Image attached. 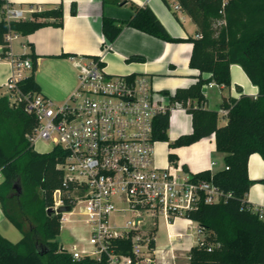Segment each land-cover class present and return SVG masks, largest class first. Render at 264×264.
<instances>
[{
    "label": "trees",
    "instance_id": "1",
    "mask_svg": "<svg viewBox=\"0 0 264 264\" xmlns=\"http://www.w3.org/2000/svg\"><path fill=\"white\" fill-rule=\"evenodd\" d=\"M162 1L168 6L166 0ZM175 1L196 26L197 38H171L148 7L134 4L129 5L132 14L126 21L103 17L101 33L110 44L123 27L165 42H189L192 44L190 68L200 74L208 73L209 80L228 88L229 66L236 64L257 87L255 98L241 96L237 101H222L221 109L227 117L223 127L217 125V112L200 108L205 103L202 87L209 80L199 77L189 88L176 90L171 102L180 103L191 115L193 130L190 135L169 143V148L188 146L214 135L216 151L224 155L228 168L193 176L194 180L210 181L223 195L230 196L216 204L200 203L186 215L205 232L204 245L189 250V264H264V220L244 202L252 184L247 173L248 157L258 154L264 161V0H229L223 8L219 0ZM4 4L6 0H0V10ZM70 15H76L74 3ZM62 24L61 5L33 12L29 20L1 19L0 44L7 45L4 36L9 33L25 36L42 27L59 28ZM0 57L7 54L4 52ZM31 60L34 67L30 75L17 83L22 93H40L34 79L35 56ZM141 60L138 56L128 58V61ZM168 120L169 112L154 120L155 141L168 142ZM34 125L33 116L26 114L21 106L12 107L5 97L0 98V207L4 217L21 234L17 243L0 235V264H105V260L99 263L88 258L73 260L56 242L60 215L47 210L53 206L54 191L63 189L62 175L56 165L65 154L59 148L46 154L33 151L26 136ZM169 160H173L171 155ZM183 169L186 171L184 166ZM260 183L264 186V179ZM114 245L117 253L130 255L129 241H116ZM154 245L150 240V247Z\"/></svg>",
    "mask_w": 264,
    "mask_h": 264
},
{
    "label": "built area",
    "instance_id": "2",
    "mask_svg": "<svg viewBox=\"0 0 264 264\" xmlns=\"http://www.w3.org/2000/svg\"><path fill=\"white\" fill-rule=\"evenodd\" d=\"M219 1L223 8L229 0ZM172 9L180 11L177 3ZM0 12L9 22L23 20L25 11L4 4ZM13 36H4L7 45L3 47H8ZM69 60L77 71V82L59 104L41 93L18 89L24 73L33 70L30 59H12L7 91H0V98L5 97L10 106H21L35 119L26 136L32 149L41 142L52 146L49 152L59 148L65 154L56 165L63 189L54 191L51 208L55 212L70 207V212L60 214V229L65 216L78 208L84 233L73 236L76 242L64 250L73 260L155 264V245L150 247L155 236L148 233L157 229L159 219L166 226L177 219L191 225L194 222L186 215L200 203L216 204L230 194L223 195L210 181L194 180L179 165H154L153 123L181 106L171 102L173 94L154 90L147 74H108L99 57L72 56ZM254 212L264 220V209ZM117 214L127 218L116 222ZM147 225L153 227L142 232ZM195 232L203 233L197 223ZM126 240L130 255L117 253L114 242ZM196 245H204V237Z\"/></svg>",
    "mask_w": 264,
    "mask_h": 264
},
{
    "label": "crops",
    "instance_id": "3",
    "mask_svg": "<svg viewBox=\"0 0 264 264\" xmlns=\"http://www.w3.org/2000/svg\"><path fill=\"white\" fill-rule=\"evenodd\" d=\"M166 1L168 6L162 0H120L118 3L114 0H6L9 6L25 11L23 20L31 19L33 12L61 5L63 24L59 28L42 27L25 36L14 35L8 47L0 44V56L4 52L7 54L5 58L0 57V91H7L12 59L25 57L31 60V56H35L34 79L40 93L52 100H63L76 86V69L69 60L72 56L99 57L108 74H147L158 92L174 94L176 90L195 84L199 77L209 80L208 73L200 74L189 67L192 52L189 42H165L130 27H123L111 44L104 39L101 33L102 18L126 21L132 14L130 4L148 7L171 38H197L199 33L190 18L182 11H173L172 6L176 1ZM73 3L76 5L75 16L70 15ZM1 19L3 15L0 12ZM132 56L141 57L142 60L128 61ZM30 73L25 72L24 77ZM229 74L228 88L218 86L212 80L202 87L205 103L200 108L217 112L218 127L227 124L226 111L221 109L223 100L232 102L241 96L255 98L258 94L257 87L251 84L239 65L231 64ZM192 130L191 115L186 109L182 106L172 109L166 132L168 142L155 141L153 146L154 165L160 168L179 165L182 169L184 166L186 171L183 170L191 175L225 169L224 155L216 151L214 135L188 146L169 148V143L190 135ZM169 155L173 157L172 161ZM247 173L252 184L244 196V202L253 211L264 209V186L260 183L264 179V161L258 154L248 157ZM194 223L189 225L185 220L177 219L168 226L164 225L165 246L157 247V237L154 238L155 264H189V250L205 236V232L196 234ZM12 228L0 207V235L8 241L18 242L21 237L18 239Z\"/></svg>",
    "mask_w": 264,
    "mask_h": 264
},
{
    "label": "rangeland",
    "instance_id": "4",
    "mask_svg": "<svg viewBox=\"0 0 264 264\" xmlns=\"http://www.w3.org/2000/svg\"><path fill=\"white\" fill-rule=\"evenodd\" d=\"M77 74V71H76ZM78 75V74H77ZM76 82H77V76H76ZM50 99V98H49ZM65 99V98H64ZM64 99L62 100L61 98L58 100H52L54 103L59 104L62 101H64ZM51 145L49 144H45V143H36L33 146V151H35L36 153L39 154H46L51 150ZM66 221L63 225V227L60 230L59 235L56 237V242L63 247V249H69V247L76 242L75 239H73V236H76V238H79L84 232H82V228H81V217L78 215V208H76L74 210V212H72V214L70 215H66ZM127 218L126 215L124 214H117L114 217V221L116 222H122L123 220H125ZM145 226H143L142 228V232H146V229H150L153 226L152 225H147L146 228H144ZM12 231L14 232V234L18 237V239L21 237L20 233L18 232V230H16L15 228H12ZM150 236H156L157 239V247H163L165 245L166 242V233H165V227L163 224V221L159 219V224L157 225V230L156 228H154L152 231H150L148 233ZM10 239H13V237L10 236ZM17 240H14V242L11 243H17Z\"/></svg>",
    "mask_w": 264,
    "mask_h": 264
},
{
    "label": "water",
    "instance_id": "5",
    "mask_svg": "<svg viewBox=\"0 0 264 264\" xmlns=\"http://www.w3.org/2000/svg\"><path fill=\"white\" fill-rule=\"evenodd\" d=\"M35 68H36V65H35ZM47 211L50 212V213L53 212V213H55L57 215H60L62 213H68V212H70V207H59L55 212L52 210V208H50Z\"/></svg>",
    "mask_w": 264,
    "mask_h": 264
}]
</instances>
